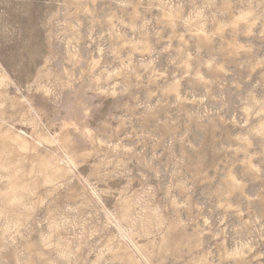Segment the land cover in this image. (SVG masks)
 Returning <instances> with one entry per match:
<instances>
[{
  "label": "rangeland",
  "instance_id": "1",
  "mask_svg": "<svg viewBox=\"0 0 264 264\" xmlns=\"http://www.w3.org/2000/svg\"><path fill=\"white\" fill-rule=\"evenodd\" d=\"M0 264H264V0H0Z\"/></svg>",
  "mask_w": 264,
  "mask_h": 264
}]
</instances>
